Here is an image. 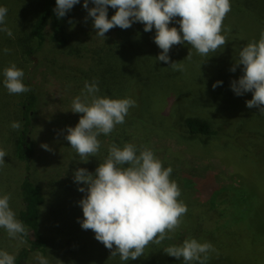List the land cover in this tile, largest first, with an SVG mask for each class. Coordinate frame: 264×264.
Segmentation results:
<instances>
[{
	"label": "trees",
	"instance_id": "1",
	"mask_svg": "<svg viewBox=\"0 0 264 264\" xmlns=\"http://www.w3.org/2000/svg\"><path fill=\"white\" fill-rule=\"evenodd\" d=\"M82 1L80 0L83 4ZM230 2V12L233 15L254 21L259 28L252 37H248L246 29L241 34L240 30H235L234 24L229 28L225 22V32L222 34L227 41L236 37L238 55L240 48L259 40L261 32H264V0ZM0 5L8 9L7 13L14 22L10 23L5 19L4 27L12 32V36L0 31V50H10L8 53L0 51V72L15 64L23 70L24 83L29 88L26 93L9 94L0 83V149L7 153L5 163L0 165V195L10 196V206L25 227V234L17 237L25 246L22 245L14 254L12 239L5 230L0 229V249L14 255L15 264H28L31 253L43 255L48 264H122L119 256H112V250L105 248L94 238L92 230L82 229L77 222V218H82L78 201L84 195L77 189L84 185L73 182L63 184V187L54 186L51 191L49 188L50 211L45 214L43 210L47 196L32 174L35 150L31 133L38 95L36 86L28 76V64L34 62L32 58L39 54L44 57L48 53L57 54L56 52L65 57L89 61L86 68L65 64L57 59L47 63L51 75L60 77L65 74L63 79L69 84L68 87L72 86L80 92L85 82L97 81L99 95L114 99L131 98L135 101V106L129 109L124 123L118 125L123 130H131L134 135L125 139L116 130L107 136L101 134L98 137L101 145L100 161L104 160L113 144L123 146L130 143L138 150L151 149L164 167L172 168L170 179L177 183L181 193L178 200L187 207V212L180 218L179 226L174 232L168 233L159 244L150 242L144 255L127 261V264H183L182 260L169 256L164 250L169 246L179 245L188 238L207 241L213 245L215 251L211 252L206 264H224L229 257L228 250L233 247L256 250L263 254L257 256V263L264 264V214L259 215L257 211L262 205L260 201L263 200L264 205V198L252 190L245 192L243 189L227 186V196L222 198L218 195L217 198H222L223 201L228 199L229 202L226 201L219 208L220 211L212 213V217L205 221L204 217L207 215L199 194L208 188L211 179L176 170L170 160L167 163L157 156V144L152 140L155 133H175L176 126L187 140L205 141L221 137L224 140L219 139L226 141L228 145L233 143L243 154L242 158H249L255 163L257 170H264V141L257 140L260 135L257 130L264 131V114L259 113L255 107H246L245 102L251 99V92L242 96H236L232 92L230 82L242 74V65H237L235 72L230 71L237 57L230 56L226 43L208 57L197 54L186 42L173 45L168 53L169 64L178 62L181 66L179 70H174L169 64L155 60L161 51L153 41L155 29L145 32L141 23H133L127 29L117 26L119 42L110 43L108 40L105 46L85 50L86 44L81 38V31L87 25H92V19L87 13L81 14L83 7L75 9V13L70 10L65 16L57 18L53 11L55 0H0ZM88 6L93 7L91 2ZM114 13L115 9L109 7L108 18ZM169 27L179 29V25L174 23H170ZM46 39L50 43H47L44 55L39 50L45 45ZM196 64L201 66L203 74L191 69L193 66L197 67ZM184 78V83L187 82L189 88L175 90L174 85L181 84ZM2 79L0 75V81ZM216 81L222 83L213 88ZM200 91L203 93L198 95ZM169 94L177 97L176 101L181 102L183 99L192 107H197L198 103L212 106L217 113L224 114L219 120L220 125H216L213 118L209 117L194 116L174 121V114L165 116V104L162 100ZM196 96L201 97L199 102L195 99ZM158 98L163 104H159ZM232 117H237L240 127L237 126L234 133L230 134L227 131L232 129ZM253 119L258 120L257 130L254 129V132L247 135L250 131L247 127L250 125L246 122ZM13 122H20L21 127L13 129ZM138 133H144L145 137L140 138ZM165 153L168 158L167 149ZM205 153L211 154L212 151L206 148ZM247 193L252 196L244 200ZM43 216H46L49 223L47 230L51 234L47 236L42 230Z\"/></svg>",
	"mask_w": 264,
	"mask_h": 264
},
{
	"label": "clouds",
	"instance_id": "2",
	"mask_svg": "<svg viewBox=\"0 0 264 264\" xmlns=\"http://www.w3.org/2000/svg\"><path fill=\"white\" fill-rule=\"evenodd\" d=\"M89 2L93 7H89ZM80 0H55L53 9L57 18L65 16ZM82 7L92 19L96 36L105 39V33L118 26L121 29L141 23L143 31L155 29L154 43L161 50L155 60L169 64V50L173 45L186 42L197 54L208 57L221 49L227 39L222 34V23L231 10L230 0H83ZM115 13L108 18V8ZM8 9L0 5V31L12 36L5 25ZM179 17L180 19H175ZM170 23L178 24L169 27ZM8 53L9 49H2ZM189 55V53H188ZM187 55V57H188ZM242 65L241 75L230 82L236 96L251 92L245 102L248 108H257L264 114V32L260 39L244 45L238 51L235 64ZM179 70L178 62L169 64ZM0 83L9 94L29 91L24 83V72L12 64L0 72ZM216 81L212 87L220 85ZM97 81L85 82L80 95L71 102V112L82 114L74 127L66 128L64 139L79 156L81 162L96 157L100 150L98 137L109 135L116 125L124 123L130 108L135 106L131 98L114 99L99 95ZM13 129L20 122L11 124ZM47 150L48 146L41 145ZM7 153L0 149V165ZM172 168L164 167L149 148L138 150L133 144H113L108 154L99 162L94 172L77 168L74 183L84 185L78 191L84 193L78 201L82 218L77 222L84 230H92L94 238L111 249L112 256H119L122 264L144 255L150 242L159 244L179 226L180 218L187 212L186 205L178 200L180 189L170 179ZM0 229L11 239L25 234L24 225L16 218L10 206V196L0 195ZM168 238H171L168 236ZM115 246V247H113ZM215 249L210 242L188 238L179 245L164 250L183 264H206L209 253ZM0 264H15L14 255L0 249ZM40 264H47L41 259Z\"/></svg>",
	"mask_w": 264,
	"mask_h": 264
},
{
	"label": "rangeland",
	"instance_id": "3",
	"mask_svg": "<svg viewBox=\"0 0 264 264\" xmlns=\"http://www.w3.org/2000/svg\"><path fill=\"white\" fill-rule=\"evenodd\" d=\"M81 7L82 3H77L73 6L71 11L75 13V9L78 10L81 9ZM84 13H87V11L85 9L81 10V14ZM6 20L10 23H14L11 15L8 13ZM225 22L226 27L228 24L229 28L234 24L235 30H240L241 34L246 29L248 37H252V34L259 30L254 21L244 20L242 17L240 18L233 15L230 11L224 17L222 32H225ZM119 35L120 33L117 31V26L105 33V39L96 36L92 25H87L81 31V38L86 44L85 50H93L94 47L103 46L108 40L110 43H112V41H118ZM235 38L226 41V44L229 46L227 51L230 56L233 57H237L236 51L239 49L235 46ZM47 43H50L49 39H46L45 45L39 50V52L44 55H46L45 48ZM56 53L57 54L54 53L56 57L51 53H48L44 57L42 55L41 57L38 53L39 56L32 58L34 62L28 64L30 68L28 76L32 80L33 85L36 86L38 95V105L31 133V140L34 144L35 150L32 174L37 183L42 187L44 194L47 196L46 206L43 208L45 214L47 211H50V204L48 202L51 198H48L49 188L51 191L54 189V186L57 187L62 185L63 187V184L73 183V174L77 168H85L89 172H94L95 168L98 166L97 164L102 162L100 161L101 154L99 152L96 157H89L87 162H81V158L73 152L69 147L68 142L64 139L67 134L66 128L74 127L78 122L79 117L82 115L70 111L72 99L75 96L80 95L82 90L79 92L73 89L72 86L68 87L69 84L63 79L65 74L63 73L60 77H55L51 75L50 67L47 66L49 61L57 59L65 64L86 68L89 61L86 59L81 60L73 57H65L58 52ZM196 66L197 67H191V69L196 72H201V66L198 64H196ZM184 80L185 78L181 80L183 81L181 84H175L174 89H186L188 83H184ZM202 93L203 92L200 91L198 95H201ZM176 99L177 97L173 94H169L162 100L165 104L163 108L165 116H169V113H172V115L174 114V121L194 116L209 117L213 118L216 125H220L219 120L224 114L221 115L217 113L218 111L212 106L198 103L197 107H192L187 102L183 101V99L181 102L176 101ZM195 99L199 102L201 97L196 96ZM158 102L160 105L163 104L159 98ZM232 118V129L227 131L230 134L234 133L233 130H235L240 123V121L236 119L237 117ZM217 122L219 124H217ZM257 122V119L246 122L250 125L247 127L250 129V131L247 132V135H249V132H254V129L257 130ZM259 124L262 123L260 122ZM177 128L178 127L176 126L175 133H155L152 135V140L157 144V156L163 158L167 163H169L170 160L176 170L194 175L207 176L211 179L208 188L204 189V192H202L201 195L199 194V197L203 201V210L207 215L204 217L205 221L212 217V213L216 214L220 211L219 208L223 207L226 204V201L229 202L228 199H226V201L222 200V198L227 196V186H230L232 189H243L245 192H251L250 190H252V192L264 198V170H257L256 164L249 158H242L243 154L235 145H233V143L228 145L226 141H221L224 140L221 139V137H219L221 140L219 138L206 139L205 141L187 140L182 137ZM114 130L125 139L134 135L131 130H123L118 125H116ZM262 130H257L258 134H260L257 138L259 142L264 141V131ZM137 135L140 138L145 137L144 133H138ZM132 139H134V137H132ZM45 144L48 146L47 150L41 147V145ZM206 148H209L212 153L206 154ZM165 149L169 152L168 158ZM252 151L253 154H255L254 147L252 148ZM93 165L96 167H93ZM218 195L222 198H217ZM251 196V193H247L243 199H249ZM260 203L262 205L257 211L259 215H263V200L260 201ZM262 219L264 220V218ZM41 223L45 235L47 236L48 234H51L48 232L49 223L46 216H43ZM12 241L13 254L17 253L18 248L22 245L25 246L24 242H21L18 238L12 239ZM228 251L229 257L224 264H258L257 259L259 257L257 256L261 255L256 250L248 251L245 247H233ZM210 255L211 252L209 253V256ZM41 259L46 260L45 257L39 253H31L28 256V264H40Z\"/></svg>",
	"mask_w": 264,
	"mask_h": 264
}]
</instances>
